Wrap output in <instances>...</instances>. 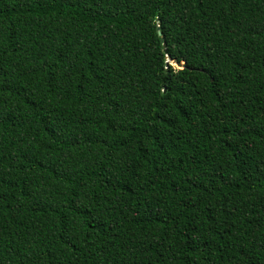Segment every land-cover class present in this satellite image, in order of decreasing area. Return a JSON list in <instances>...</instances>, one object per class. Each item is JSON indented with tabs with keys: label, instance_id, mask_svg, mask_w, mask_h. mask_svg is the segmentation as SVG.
Returning <instances> with one entry per match:
<instances>
[{
	"label": "trees",
	"instance_id": "16d2710c",
	"mask_svg": "<svg viewBox=\"0 0 264 264\" xmlns=\"http://www.w3.org/2000/svg\"><path fill=\"white\" fill-rule=\"evenodd\" d=\"M0 264H264V0H0Z\"/></svg>",
	"mask_w": 264,
	"mask_h": 264
},
{
	"label": "water",
	"instance_id": "95a60500",
	"mask_svg": "<svg viewBox=\"0 0 264 264\" xmlns=\"http://www.w3.org/2000/svg\"><path fill=\"white\" fill-rule=\"evenodd\" d=\"M175 64H176V66L180 67L182 63L177 62V63H175Z\"/></svg>",
	"mask_w": 264,
	"mask_h": 264
}]
</instances>
